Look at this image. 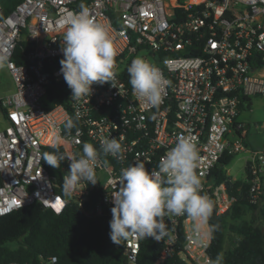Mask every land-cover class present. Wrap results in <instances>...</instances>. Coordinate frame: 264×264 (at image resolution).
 <instances>
[{
  "label": "built area",
  "instance_id": "built-area-1",
  "mask_svg": "<svg viewBox=\"0 0 264 264\" xmlns=\"http://www.w3.org/2000/svg\"><path fill=\"white\" fill-rule=\"evenodd\" d=\"M0 0V56L7 57L12 87L0 94L5 121L0 129V215L33 202L61 212L71 201L87 216L107 213L118 190L121 170L144 162L158 170L161 157L178 136L191 137L198 160L194 171L201 191L217 203V213L232 204L224 184L213 186L210 174L225 155L247 152L245 181L248 201L264 205V140L249 150V124L239 119L252 98L264 100V0H20L3 13ZM84 3L90 18L103 24L116 52L114 80L94 83L92 92L76 101L46 108L43 101L60 72L62 43L69 19ZM27 42V46L19 43ZM146 53L166 85L163 101L152 107L133 93L127 68ZM79 113V119L76 114ZM72 118L75 127L64 123ZM264 135V118L259 125ZM62 137L65 155H82L83 144L97 149L96 184L80 181L69 198L56 193L43 165L42 149ZM115 138L122 153L101 151ZM70 161L61 162L62 181ZM170 236L160 240L157 262L176 254L184 264H209L210 235L206 224L187 215H166ZM139 237L123 242L126 264H136ZM56 257H49L53 263ZM8 264H19L11 262ZM27 264V263H25Z\"/></svg>",
  "mask_w": 264,
  "mask_h": 264
},
{
  "label": "clouds",
  "instance_id": "clouds-1",
  "mask_svg": "<svg viewBox=\"0 0 264 264\" xmlns=\"http://www.w3.org/2000/svg\"><path fill=\"white\" fill-rule=\"evenodd\" d=\"M74 12L63 36L60 72L71 89V98L80 100L92 92L94 83L114 80L113 48L106 27L90 18L89 9L82 2ZM7 57L0 56V67ZM129 83L137 98L145 104L158 107L163 101L166 82L159 69L142 57L134 58L127 68ZM113 84V83H112ZM114 85V84H113ZM79 119V113L76 114ZM64 127L71 130L74 120L67 118ZM63 142L56 135L51 147L58 149ZM105 155L119 156L122 145L115 138H106L101 144ZM82 155H64L44 152L42 159L52 168H59L65 158L69 171L63 177V193L71 197L80 181L96 184L95 168L98 152L93 144H83ZM198 160L197 147L191 137L178 136L176 144L161 157L158 170H149L144 162L121 170L118 190L111 195L112 218L109 236L120 245L130 237L151 238L156 241L170 236L164 222L166 215H187L194 222H203L212 212V204L202 194L201 181L194 171ZM223 255L217 254L209 264H222Z\"/></svg>",
  "mask_w": 264,
  "mask_h": 264
},
{
  "label": "trees",
  "instance_id": "trees-1",
  "mask_svg": "<svg viewBox=\"0 0 264 264\" xmlns=\"http://www.w3.org/2000/svg\"><path fill=\"white\" fill-rule=\"evenodd\" d=\"M18 1L9 0L3 13ZM20 46L26 47L27 42L19 43L16 52ZM70 92L65 80L53 82L43 103L46 108L66 104ZM42 152L65 155L62 146L44 147ZM234 156L225 154L209 176L213 186L223 183L234 200L219 214L211 195L212 212L206 218L210 235L207 254L210 260L222 254V264H264V205L249 203V184L244 178L228 176L226 169ZM43 165L52 177L54 191L64 195L61 168H52L44 161ZM111 218V209L103 215L87 216L72 201L59 213L36 201L0 215V264H126L123 242L114 244L109 236ZM162 248L161 241L141 238L136 264H184L176 254L158 263ZM49 257H56V261L47 262Z\"/></svg>",
  "mask_w": 264,
  "mask_h": 264
},
{
  "label": "rangeland",
  "instance_id": "rangeland-1",
  "mask_svg": "<svg viewBox=\"0 0 264 264\" xmlns=\"http://www.w3.org/2000/svg\"><path fill=\"white\" fill-rule=\"evenodd\" d=\"M143 53H139L137 57H142ZM144 56L147 58V61L153 64L151 58H148L146 53ZM143 58V57H142ZM9 77L5 71L4 66L0 67V94L7 92L9 87ZM264 118V100L263 99H254L252 98L251 105L241 112L239 119L242 120L245 124H249V129L246 135V146L249 150H255L262 146L264 135L260 124ZM4 119L2 112L0 110V129L4 127ZM248 156L247 152H240L236 154L230 164L227 166L226 172L233 180L243 179L244 178V160Z\"/></svg>",
  "mask_w": 264,
  "mask_h": 264
},
{
  "label": "crops",
  "instance_id": "crops-1",
  "mask_svg": "<svg viewBox=\"0 0 264 264\" xmlns=\"http://www.w3.org/2000/svg\"><path fill=\"white\" fill-rule=\"evenodd\" d=\"M5 71H6V73H7V76L9 77V81H11V79H10V76H9V74H8V72H7V70L5 69ZM11 87H12V84L9 82V87H7L8 88V90H10L11 89ZM7 90V91H8Z\"/></svg>",
  "mask_w": 264,
  "mask_h": 264
}]
</instances>
